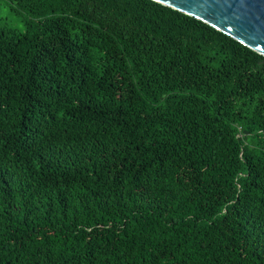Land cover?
<instances>
[{
  "label": "trees",
  "instance_id": "trees-1",
  "mask_svg": "<svg viewBox=\"0 0 264 264\" xmlns=\"http://www.w3.org/2000/svg\"><path fill=\"white\" fill-rule=\"evenodd\" d=\"M0 4V264H264V56L152 0Z\"/></svg>",
  "mask_w": 264,
  "mask_h": 264
},
{
  "label": "water",
  "instance_id": "water-1",
  "mask_svg": "<svg viewBox=\"0 0 264 264\" xmlns=\"http://www.w3.org/2000/svg\"><path fill=\"white\" fill-rule=\"evenodd\" d=\"M208 24L264 56V0H152Z\"/></svg>",
  "mask_w": 264,
  "mask_h": 264
},
{
  "label": "rangeland",
  "instance_id": "rangeland-1",
  "mask_svg": "<svg viewBox=\"0 0 264 264\" xmlns=\"http://www.w3.org/2000/svg\"><path fill=\"white\" fill-rule=\"evenodd\" d=\"M22 17L23 14L22 13H17V14H11L10 12H8L3 5L0 4V21H4V22H0L2 24H6L7 26L14 28L18 31L22 30Z\"/></svg>",
  "mask_w": 264,
  "mask_h": 264
}]
</instances>
